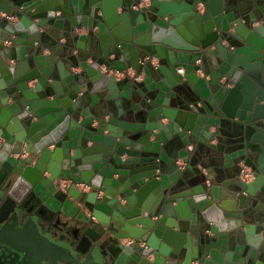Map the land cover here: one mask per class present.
I'll return each instance as SVG.
<instances>
[{
	"label": "water",
	"instance_id": "obj_1",
	"mask_svg": "<svg viewBox=\"0 0 264 264\" xmlns=\"http://www.w3.org/2000/svg\"><path fill=\"white\" fill-rule=\"evenodd\" d=\"M153 71L168 91L136 80ZM185 137L242 150L253 179L224 196L190 150L177 164ZM256 231L264 0H0V264H264Z\"/></svg>",
	"mask_w": 264,
	"mask_h": 264
},
{
	"label": "crops",
	"instance_id": "obj_2",
	"mask_svg": "<svg viewBox=\"0 0 264 264\" xmlns=\"http://www.w3.org/2000/svg\"><path fill=\"white\" fill-rule=\"evenodd\" d=\"M60 13V11H58V14ZM78 32L81 37H80V44L82 45V50H75L74 51V55L76 56H80V55H83V50H89V39L88 37L85 35L86 34V30L84 28L82 29H74V32ZM66 39L63 38L61 39V42H65ZM5 44H9L8 41H5ZM48 50H45V53H47ZM177 55H178V59L180 60H188L190 57L196 61L197 63L200 64L201 62V58H202V55L200 52H177ZM92 59H89V62L91 61ZM153 64L157 65L158 64V60L157 58H154L153 59ZM73 70L75 72H78L80 70V68H73ZM102 70H104V66L102 67ZM128 76L131 78L133 77L136 72L129 68L128 69ZM178 72L179 73H184V70L183 68H180L178 69ZM151 72H143L141 73L138 77H136V80L137 81H142V80H146L147 81V85L149 86V88H156V87H161L164 91H168L169 88L167 87V85L165 84V78H164V75L161 71H157V72H152L151 76L150 75ZM198 74L200 76H203V73L202 71H199ZM116 76H117V79H123L124 77H126L124 74H117L116 73ZM208 79V77H207ZM199 88H200V92L204 95V96H210V89L209 87L207 86L206 82H201L199 84ZM126 94V93H125ZM5 94H2V96H4ZM9 102H11V100H9ZM103 104V101L101 98H99L97 95L95 96V99H94V105H93V108L95 110H100L101 109V105ZM49 110H53V108L51 109H48V108H45L42 110L43 113L49 111ZM90 120V119H89ZM94 125H96V123H94ZM209 128V127H208ZM210 130H214V128L210 127L209 128ZM196 132V131H195ZM196 134V133H195ZM186 136V135H185ZM185 142H186V146H187V149H184L181 151V157L178 161H177V164L181 165V166H184L183 164L184 161L188 160V158H185L186 155H187V151L190 150V155L194 156V159H197V154L198 152H200L203 148H209L208 146H206L205 143L199 141L198 139L196 138H192L191 140H188L187 137H185ZM217 141L214 140L212 141V143H216ZM175 146H176V142L174 140H171L169 145H168V151L172 152L175 150ZM189 146H191L192 148H189ZM211 149V152L208 153V156L206 157L205 160H207L206 162V165L202 164V162H198L196 161L195 163L197 164V166L199 168L201 167H208L209 171L212 172V174H214L215 176L219 177L220 179H223L225 178L226 180L220 185V192L222 193H225V195H228L230 193V188L232 187L233 184H237L239 182L238 180V175L240 173V168H242L244 166V160H243V157H242V154H243V151L242 150H239V151H235L233 152L231 147H229V145L227 144L226 142V147H225V150L224 152L218 150L216 147H213V148H210ZM166 150V153L168 152ZM166 155V154H165ZM167 157V156H166ZM167 159V162L170 163L171 162V159L170 158H166ZM199 160V159H197ZM206 171V170H205ZM178 174V172H174L172 174V177H176ZM46 175H50L49 172H46ZM69 183L67 181H62V186H65V185H68ZM83 186H78L77 188H82ZM58 187L54 184H52L47 192H49V195H52L53 192H57V189ZM57 198H50L51 200L49 202H51L52 204H55V206H59L61 201H63L64 199V195L61 194V193H58L56 195ZM58 199V200H57ZM231 198H228V200H230ZM230 202H234L235 204H237V202L234 201V199H231ZM261 234L262 233H259V232H255V237L253 238V241H258V244L260 243V248L262 247V251H258V250H255V249H252V254L255 255V256H259L260 259H262V261L264 262V240L262 241V238H261Z\"/></svg>",
	"mask_w": 264,
	"mask_h": 264
},
{
	"label": "built area",
	"instance_id": "obj_3",
	"mask_svg": "<svg viewBox=\"0 0 264 264\" xmlns=\"http://www.w3.org/2000/svg\"><path fill=\"white\" fill-rule=\"evenodd\" d=\"M142 1H145V0H142ZM142 4V2H141ZM116 73L118 74H124V72H120V71H116ZM129 73V72H128ZM189 148H192L191 146H189ZM240 175H241V178H242V181L244 183H249L251 182V180L253 179V175H252V171L251 169L247 168V167H242L241 168V171H240Z\"/></svg>",
	"mask_w": 264,
	"mask_h": 264
},
{
	"label": "trees",
	"instance_id": "obj_4",
	"mask_svg": "<svg viewBox=\"0 0 264 264\" xmlns=\"http://www.w3.org/2000/svg\"><path fill=\"white\" fill-rule=\"evenodd\" d=\"M211 152V149L210 148H203L200 152H198V154H197V159H199V160H197V159H194L195 161H200V162H202V164H204V165H206V162H207V160H205L206 159V157L208 156V153H210Z\"/></svg>",
	"mask_w": 264,
	"mask_h": 264
}]
</instances>
